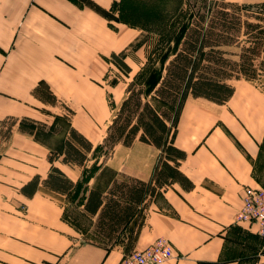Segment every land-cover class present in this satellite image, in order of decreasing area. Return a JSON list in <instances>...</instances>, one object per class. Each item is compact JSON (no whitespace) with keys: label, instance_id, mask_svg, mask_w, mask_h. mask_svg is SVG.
Segmentation results:
<instances>
[{"label":"crops","instance_id":"1","mask_svg":"<svg viewBox=\"0 0 264 264\" xmlns=\"http://www.w3.org/2000/svg\"><path fill=\"white\" fill-rule=\"evenodd\" d=\"M115 1L144 2L0 0V262L121 264L129 252L159 237L169 242L173 253L161 264L264 262V239L254 225L235 218L244 187L264 188V87L256 79L231 80L233 93L224 103L187 96L174 145L185 152L178 169L192 186L177 180L156 186L154 195L144 196L109 246L94 230L100 209L96 214L84 209L89 191L105 195L115 180L152 181L160 155L153 152L158 149L136 139L123 145L129 148L124 151L129 161L119 165L111 159L106 169L100 168L83 183L80 169L87 153L68 137L70 128L58 141L60 161L49 157L54 146L45 136L51 139L48 135L54 129L44 121L45 129L37 130L38 104L46 107L47 94L65 103L78 85L94 89L89 78L101 79L100 72L87 78L74 77L71 70L107 68L106 58L117 51L119 35L130 29L111 25L107 14ZM37 86L47 94L38 90L35 95ZM24 118L34 125L21 131L17 121ZM3 120L7 122L1 125ZM78 132L92 148L91 139ZM68 139L85 154L81 165L64 162ZM53 166L73 182L72 188L58 192L43 184ZM34 177L36 185H27ZM75 210L79 218H87L86 228L76 226Z\"/></svg>","mask_w":264,"mask_h":264},{"label":"trees","instance_id":"2","mask_svg":"<svg viewBox=\"0 0 264 264\" xmlns=\"http://www.w3.org/2000/svg\"><path fill=\"white\" fill-rule=\"evenodd\" d=\"M119 4V1H115L112 9ZM250 17L242 13L233 2L214 0L211 5H207L204 1L202 7L191 15L182 34L177 37L172 57L164 64L160 75L157 77L155 71H148L150 80L147 84L140 81L143 73L127 82L101 146L110 150L118 143L129 146L137 139L154 146L160 151V155L152 181L146 183L135 178L115 180L105 195L96 189L89 191L84 209L91 214H96L100 209L94 230L104 246H109L117 237L119 227L135 214L144 196L154 195L156 186L171 180H177L187 188L192 186L191 181L178 169L185 152L174 145L177 120L188 95L224 103L233 93L231 80H253L256 72L264 67V16H253L256 21H251ZM169 37L170 39L162 37V40L165 38L163 41L169 43L171 37L174 39V34ZM241 37H245V40L241 41ZM230 47L238 50L234 51ZM260 56L262 60L256 63ZM111 58L125 71H131L130 66L118 54L112 53ZM38 90L47 94L40 86L33 93L36 95ZM46 100L53 103L49 94ZM22 120L30 121L27 118ZM18 128L26 130L21 124ZM69 133L73 141L90 151L91 143L87 139L74 128ZM72 140L65 141L64 162L81 165L85 154ZM36 182L37 177H34L27 185L34 187ZM43 184L58 192H65L74 186L55 166L51 168ZM144 207L145 204L141 206L140 213Z\"/></svg>","mask_w":264,"mask_h":264},{"label":"rangeland","instance_id":"3","mask_svg":"<svg viewBox=\"0 0 264 264\" xmlns=\"http://www.w3.org/2000/svg\"><path fill=\"white\" fill-rule=\"evenodd\" d=\"M143 1L141 4L132 2L120 3L119 6L111 10L110 14L108 13L113 27L117 26L121 28V25L125 24V26L131 29L121 32L118 38V48L115 52L127 64L129 63L130 72L125 71L115 63L110 55L106 58L108 63L107 68L101 71L88 69L71 70V74H76L74 77L86 76L87 78L91 77L94 72L97 75L100 72L102 75L101 79L94 81L92 78H89L91 82L95 83L92 91L86 90L87 85H78L75 87L76 89L74 88L67 95L68 99H65V103L57 99V96H54L53 103H46V107L38 104L40 111L38 117L41 120L36 121L37 130L40 132L45 129L47 124L44 121L50 123V130L54 129V132L51 131L48 135L50 138L52 137L51 139L45 136L47 142L49 140L54 146L53 149L49 150V157L60 161L58 158L61 157L62 147L58 144V141L61 140L62 136H67L64 133L67 132L68 128H73L72 126L78 129L76 130L77 132L81 131L91 139L93 147L89 152L86 151V162L83 168L80 169L82 183L89 179L90 176L97 174L100 168L104 167L103 170L106 169L111 159L112 161L119 162V165L122 164V161H129L128 158L130 157L128 153H124L129 148L117 144L109 150L101 146L106 128L124 95V88L127 82L135 79L139 73H143L140 81L142 84H147L150 80L148 71H155L158 77L162 72L164 64L172 57L176 48L175 41L182 34L186 24L190 22L191 15L202 7L204 1L207 2V5H211L214 0ZM227 1L235 3L242 13L250 15L251 21L257 20L253 16H264V0ZM171 34H174V39L171 37L172 40L169 43L164 42L163 40L166 37L170 39L169 35ZM162 37L165 38L162 40ZM240 39L244 41L245 37H241ZM230 48L234 51L238 50V48ZM148 54L149 56H147ZM235 58H238L237 55H235ZM260 60H262L261 56L257 58L256 63ZM144 67L146 73H144ZM260 70L256 72V78L253 80H258L259 84L264 87V67ZM99 91L101 92L100 94ZM154 104L156 105L157 102H154ZM17 123L18 125L21 124L23 128L34 125L25 120H19ZM39 132H36V134L40 138ZM68 137L70 138V136ZM158 151L153 153L158 155ZM153 153L151 152V159H153ZM82 183L81 185L83 186ZM79 193L78 191L72 198H77ZM75 211L76 213H74L77 216L74 217V220L78 221H75L77 223L76 226L80 229L86 228L88 225L87 218H79L77 214L78 210ZM0 264L12 263L0 262Z\"/></svg>","mask_w":264,"mask_h":264},{"label":"built area","instance_id":"4","mask_svg":"<svg viewBox=\"0 0 264 264\" xmlns=\"http://www.w3.org/2000/svg\"><path fill=\"white\" fill-rule=\"evenodd\" d=\"M235 218L238 222L254 225L257 234L264 239V188L244 187L242 206ZM172 255L169 242L159 237L148 246L129 252L121 264H161Z\"/></svg>","mask_w":264,"mask_h":264}]
</instances>
